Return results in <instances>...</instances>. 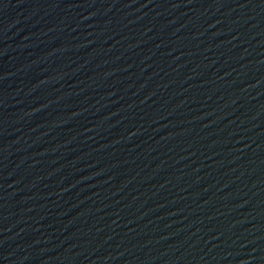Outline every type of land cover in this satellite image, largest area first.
<instances>
[{"label":"water","instance_id":"obj_1","mask_svg":"<svg viewBox=\"0 0 264 264\" xmlns=\"http://www.w3.org/2000/svg\"><path fill=\"white\" fill-rule=\"evenodd\" d=\"M28 264H264V0H130Z\"/></svg>","mask_w":264,"mask_h":264}]
</instances>
